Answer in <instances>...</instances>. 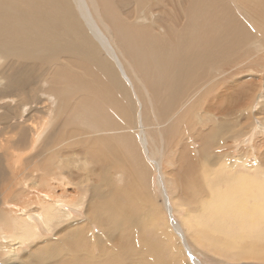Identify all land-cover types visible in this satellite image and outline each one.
Here are the masks:
<instances>
[{
    "label": "rangeland",
    "instance_id": "rangeland-1",
    "mask_svg": "<svg viewBox=\"0 0 264 264\" xmlns=\"http://www.w3.org/2000/svg\"><path fill=\"white\" fill-rule=\"evenodd\" d=\"M108 1L109 4H107ZM190 1L191 3H189ZM249 1L248 0L246 1L245 0H148V1L147 0H103L102 3V0L99 2L97 0H94L93 3L94 6H96V8H99L97 4L98 3L100 4L101 2L102 4H100V6L102 5L101 6L102 10L106 9L107 11V9H110V11L108 10V12L114 15L116 21L118 22L121 21L122 25L127 24V28L125 27L126 25L123 26L121 25L122 30L120 28L121 32L124 31L127 33L119 32L121 35L119 36V33H117L118 37L117 38L114 37V39L116 42L117 39L120 40V38L126 41V37H128L127 39L130 38L129 40H131V41L128 40L126 41L129 44H125L126 42H122V41L119 42L121 46L122 44L125 45L122 47L126 49L125 50L127 52L125 53L126 58L130 62L132 66L131 68H133V69L128 68V70L130 71V73H133V70H135L137 72L138 77L139 78L141 77L140 79L138 78V80L133 78L135 85V87L133 86V88L137 89L136 92L138 98L136 99V96L132 90L133 88L128 84H126L125 81H122V79L117 81L114 78L108 79L107 76L110 73L104 72L102 70V68L107 67L109 65L107 62V60H109V57L105 54L104 51L100 50L102 52H99L100 63L99 62L97 63L95 60L92 61L93 60L91 59L93 56L92 51L89 49V47L87 49L84 47L86 46L84 45L85 38H83L80 34L77 33L76 28L74 26V21H73L74 18L72 17V15L70 17V13H72L71 4H73L71 0L70 1L57 0L56 3L54 4L55 8L54 6L50 7L54 9L55 12L50 16H47L43 19L36 21L28 17H32V13L35 12L39 6L38 3L34 2L35 4H33L32 0H5V2H8V4L11 3L12 6H15L16 8L14 12L15 14L23 15V17L20 16V20L16 21V23L18 22V29L19 30L23 29L24 30L23 34L25 36L30 35V33L33 30L36 31L38 29H39L38 31L41 30L39 37H41L43 40L40 38L41 39L40 45L42 46L47 45L46 47L48 48L46 47L45 48L48 50L44 49L43 47V51H42V47H40L39 44L31 45L30 42V44L28 45V43L24 42L25 38H23V35L20 34L19 32L18 34L19 38H23V39H21L22 42L16 41V44H14L15 48H17L16 51L18 49L20 50L21 48H23V50L27 52L28 55L31 56L34 55L32 53L35 52V56H34L35 58L31 57L30 59L29 58L24 59L26 58V56L24 57L22 55L23 58L22 59L20 55V58L18 57L17 59H13V61H10V68L9 67L6 68V70L8 69V71L11 68H13V70L15 71L17 69H22L20 67H23L24 65L27 66L28 64H31L33 67L35 66L34 68L30 67L31 65L27 66L28 67L27 70L29 71L28 74L32 78V79L30 78L31 80L29 79V83L32 81L30 84L26 81L27 84H25V88L23 87V85H21L10 89L11 94L15 89H17V91H14V93L17 92L18 94L16 93L14 95L13 93L12 96L15 97L17 96L19 101L16 99L17 97L14 99V101H18V103L20 104L17 103L18 105L12 106L13 108L8 107L7 116L5 115L6 114L5 112L4 116L0 117V132H7L8 134H13L14 132L13 126L16 123H22L21 125L24 127V124H26L27 121L25 123V120L23 119L27 120V118H30V120L34 124L33 127L34 130H32V132L34 131L35 133L36 141L32 147V151L27 152L29 148L28 145L29 139H27L29 138V133L24 131L25 135L21 134L19 138L20 140H22V142L16 139L18 137L16 136L14 139L15 141L13 146L14 148L4 151L0 150V220L5 224L4 227L9 228L8 224L10 223L9 222L10 216L7 211L8 206H15L17 208L18 207L21 208V206H26L25 211L31 214L36 212L37 208L34 202L26 199L29 198V196H31L35 191L36 192L39 191L42 193L43 191L49 189L47 185L43 184V188H42V184L38 183V181L40 180L39 176L42 179H44L46 176L48 178L49 176L51 178H54V181L57 183L56 179L58 173L56 174V172H58V170H60L63 173L64 175L63 178L69 181L68 185H66L65 181H62L60 183L58 182V185H56V183H54L51 180L53 183L50 188V192L55 193L54 195L68 196L69 193L71 192L73 193L74 191V193L76 192L84 197V208L79 209V213H76L77 211L76 212L74 211L75 212L74 215L76 217L75 219L83 220L84 218H86L85 215L86 211L94 210L96 208L99 198L95 196L96 194H94L95 192H93L92 189H93V183L96 181V179L99 178L98 174L100 173L99 172L95 173L96 171H94L93 169L95 168L96 170L99 171L103 170L102 171L103 175L105 173V170L103 167L101 168L102 165L99 163L97 157L94 156L91 157L92 150H89V148L86 147L85 145L82 146L81 143L79 142L78 139L82 138V134L79 135L76 134L79 132H83L82 130L84 129L81 127L77 128L78 124L79 125L81 124L82 126L85 124L87 126L89 123H90L89 124L90 128L91 127L93 128L94 127L93 124L95 123H97L95 124L97 128L104 127L103 129L101 128L102 131L106 132V134H103L104 138L105 135L106 136L108 135V138L104 143L101 144V142H97L96 144L97 148L95 149L97 150L100 156L105 155L106 147L110 151V165L109 167L107 165L108 167L107 169H109L108 175L111 180V183L109 182V185H112L111 188L109 189V195H110L109 205L112 203V205L110 206L114 207V204L117 203L118 205L125 207L127 211L129 209L134 217L130 215V217L128 216L129 219L128 217H126V219L127 221L129 220L128 223H131L132 220L135 227L133 223L129 225L126 219L123 220L117 219V221H115V219L112 217L113 218L112 224L113 223L115 224L116 222H118V220L120 222H118L115 225H109V231L103 232L105 225H103L102 227L99 225L98 222H93V221L92 223L87 221L85 225L84 224L85 222H82L80 223V225L84 224L82 225L84 227H87L88 225L92 224L91 231L88 234L89 237H85L83 240H78V239L75 240L71 237L58 238L57 237L58 235L55 233V230H58L59 227L65 225V222L60 223L54 221L51 230L42 231L41 236L34 237L31 241H28L27 243L22 245L21 249L18 250L17 252L18 254L15 257L6 256L0 251V264H11V263L17 264L19 262H22L20 260H23L24 264L27 263L32 264L33 262L32 260L34 259L35 260L33 264H40L41 261H43V263L41 264H46V263L48 264H140L136 262L137 258L140 255L144 257V255L149 254L147 252L150 251L149 249L152 250L153 247H156V249L159 247L156 253L159 256V258H152L151 255H146L145 256L146 261L144 260L146 263L144 262V264H164L163 263L164 261H167L165 264H193V260L190 259L186 251L184 252L181 243L179 242V239L175 234V231L173 230L174 223L179 224L182 227V230L184 231V235L186 236L187 241L192 247L191 254L192 256L194 255L193 256L194 259L199 260L200 264H225V263L264 264V255L258 256L256 259H247V258L245 259V258H240V255L238 254L239 253L238 249L245 251L254 250V251L264 252V216L262 215L264 211L259 208L258 209L252 208L254 202L261 200L260 194L258 192L257 193L253 192L247 198L240 197V204L245 205V207H247V212H243L242 210H240V214L235 211H226L225 206L224 204H222L221 197L219 195L220 191L226 189L231 185L232 182H235L237 180V176H235V174L234 176L236 178L231 176L232 174L229 175L228 173L226 176H223L224 173L223 171L230 172L231 170L232 171L235 170L236 172L244 173L250 175L251 177H255L258 180H264V129L260 128L261 124L264 125V115L263 113L259 114L260 111L259 109L261 107H262L261 109H263L264 107L263 106L264 78L262 77L263 73L260 72L264 67V61H263L264 53L260 43L262 42L263 44L264 42L263 40L264 30L262 28L264 27V13H263L264 8L262 9L264 5L259 9L258 12H255L256 11L255 8L257 4L260 3V1L259 0L258 1L249 0ZM262 1L263 0H261V2ZM105 3L108 6H106ZM196 3L197 4L200 3V5L202 4L200 7L201 9L200 8L198 9V7L195 6L194 8L192 6V4L197 6ZM62 4L65 6H63ZM22 6H24V8H22ZM189 6L193 9L192 14L191 11H189L192 10ZM196 8L199 11L198 10L194 11ZM207 9H209V11ZM254 9H255L254 13H251L250 16L249 11L253 12ZM143 10H144V14H146L147 16L143 14L142 12ZM202 10L205 11L207 10V12H204ZM27 11H29L28 12L29 14L27 13ZM13 14L10 15L14 16ZM141 14H143V17L140 16ZM189 14L193 15L192 16L193 18ZM254 14L255 17L253 16ZM256 14H258V16ZM189 17L191 18V20L189 19ZM2 19L0 20V22L2 21ZM204 19L206 20V22L203 21ZM48 21H50L53 24L51 25ZM5 24H6V30L4 34L1 36L6 38L9 31V26L7 23ZM239 24L240 25L244 24L243 26H246L247 29L246 31L247 32L249 31L248 33L252 34L251 38H253V40L249 38L250 40L245 42V44L244 42L242 43L239 37H240V33H242L243 31V26L242 25L238 26ZM31 25L34 27H32ZM121 26L119 22V27ZM128 26L131 27L130 28L131 30L127 31L125 30V28L128 29L129 28ZM188 28L190 30H188ZM256 28H258L257 30L260 31V34L257 33L259 31H256ZM70 29L72 31L73 30L76 31V34L74 31L72 34V31ZM54 30L56 31V33ZM131 31H134L135 33ZM246 31L245 33H247ZM42 33L46 35L43 37ZM217 33L219 36L217 35ZM220 34L222 37H220ZM214 35H217V37L216 36L214 37ZM180 36L182 38H180ZM256 36H261L260 37L261 40L259 39V37ZM177 37L180 39V42ZM204 38H206V40H209V42L203 40ZM212 38L215 39V41L211 40ZM224 38L226 39L224 40ZM237 38L239 41H241L240 43H238L239 41L237 40ZM216 39L218 41H216ZM26 40H30V39H26ZM64 40L65 42H63ZM172 40L176 42H173ZM159 41L162 42L160 43ZM203 41L205 42L203 43ZM220 41L222 44L220 43ZM45 42L47 44H45ZM66 42L68 44H66ZM213 42L215 43L213 44ZM51 43H53V45ZM75 43H79L80 45L76 44V49L75 48L71 49L70 46L72 47L74 45L73 47H75ZM208 43L209 44L211 43V45L213 44L212 45L213 50L214 49L216 50L215 51L207 50V48L212 49L211 45H208ZM225 43L229 45H225ZM142 44L143 45L146 44V45L143 46ZM241 44L243 45L242 47ZM128 45L129 48L131 49L129 48L127 49ZM148 45L151 46L149 47ZM152 45L153 47L155 46L156 48L154 47L152 49ZM51 46L52 48H50ZM53 46L56 49L53 50ZM189 46H192L193 50L196 51L197 54L194 53L191 47L188 48ZM244 46L246 48H243ZM34 47L35 50H37V48L39 50L35 51ZM144 47L146 50L147 48L149 49L147 50V55ZM161 47L162 49H164V52L165 51L167 52L166 49H168V53H165L166 55L164 54L163 50H161ZM168 47H170L171 50H169ZM201 48L202 49L205 48L206 50L202 51ZM50 49L53 50L54 53L51 52ZM77 49H79V51H77ZM19 50L17 51V53H19ZM23 50L21 49V51ZM30 50H32L33 52H31ZM64 50L65 52H67L66 50H68V52L65 53ZM74 50L77 51L78 53L75 52ZM142 50L143 52L145 50L144 52L145 55L143 54L144 56L141 53ZM199 50L201 51V54ZM220 50L221 52H219ZM156 51L158 52V55L156 54ZM190 51L193 54H191ZM224 51L227 54L224 55V53H222ZM255 51L257 53H255ZM149 52H150L149 55H153L152 57H154L153 58L155 59L154 61H152L153 59L149 57L148 55ZM171 52H174V54L173 53L171 54ZM202 52L203 54L205 53L204 56L202 55ZM248 52L250 53V55L248 54ZM41 53L44 54V56H42L43 57L42 59L46 58L47 60L43 61L42 59L40 60L38 59L41 57L40 56ZM88 53H90V55ZM154 53L156 54V57L160 55L157 58L158 61ZM49 54L50 57H48ZM81 54L84 57L85 55L87 57L84 58L83 56H81ZM55 55L57 56L55 57ZM167 55H169L170 57H168ZM213 55L214 58H212ZM205 56L210 58L211 61L208 59L209 62H211L210 64L209 62L205 61L207 60V57L205 58ZM52 57H54V59H52ZM81 57L87 61L85 62L84 60H81L82 59ZM141 57L143 58L145 57V58L144 59L142 58L141 61L139 60L141 59ZM160 57L163 60L171 61V65L173 63L171 69H175V68L177 69L179 80L181 77H183L182 80L180 81V83L184 84L183 86H185L186 84H190L187 87L185 86L186 88L183 87V90L181 84V88L177 89L179 92L177 90L176 92L172 91V99L174 100L177 98V103L175 101L173 102L174 104H177L176 106H183V104H185L186 102L188 103V101H190L189 103L190 106L188 111L184 112V110L180 109L175 114L174 113L171 114V112L164 113L162 112L163 111L162 109H161L162 111L160 110V107H162V105L158 100L162 99L161 97L163 96L162 92H164V90L162 89L163 88L162 86L164 79H162L159 82V77L157 75L158 72L155 73L157 69L160 67L159 64L161 63V61H163L162 59H159ZM172 57L175 58L176 61L175 59H172ZM215 57L217 58L216 61H214V59H216ZM194 58H196L197 60L194 61L193 60ZM34 60L38 62L37 64L40 63V65L35 64ZM46 61H50V62H47L46 63L47 66H43L42 68L41 65L44 64H41V62L45 63ZM81 61H84L85 64ZM146 61L148 62L149 66ZM149 61L157 63L159 67H156L158 65L156 64L155 66V63H149ZM244 61L246 62L244 63ZM77 62L78 63L80 62V64H76ZM102 62L104 63V65ZM142 62H145V66H143L144 63ZM198 62L199 64H196ZM58 63L60 66L58 65ZM17 64L19 65L21 64V66L18 67L19 65ZM81 64L82 66H84L82 67L83 70H81L82 69ZM90 64L93 65V67L90 66ZM151 64L154 65L151 66V70L149 72L148 68L150 67ZM194 64H196V67ZM146 65L148 66V68L146 67ZM212 65L214 67H212ZM85 66H89L87 68L89 71L85 68ZM205 66L206 68H203ZM204 69L206 72H204ZM146 70L147 72H149V75L148 73H145ZM84 71H87L88 74L87 72L85 74ZM115 71H116L115 68H112L111 72H115ZM160 71L164 72L165 74H168V70H166V63L164 64L163 68ZM59 72L63 76H61ZM68 72L72 74L70 75ZM182 72L184 73L185 76L182 74ZM93 73L94 75H92ZM99 73L102 74L100 75ZM201 73L203 74V76H201L202 75ZM204 73L206 74L205 76L209 75L208 78L204 76ZM78 74L79 75L81 74L80 75L81 78L79 77ZM152 74L154 75L151 76ZM77 75L79 77L78 79L79 81L77 80ZM93 76H96L97 78L96 77L95 78L100 79L101 81L97 83ZM200 76L204 77L205 79L201 78ZM213 76L216 77L218 76V77L216 80H213L212 85L209 86L210 90L208 91L207 94L208 96L204 98V95L201 94L199 91L198 94H201L199 97L200 98L202 97L203 99H200L198 97L196 98V100L192 101V98L195 97L194 96L195 92L201 89V86L202 87L204 86L206 82L205 80L207 79L209 80V77H211L212 79ZM194 77L196 79H194ZM62 78H64V80L65 78H68V80L67 79L65 81L61 80ZM186 78L188 80L192 79V81L193 80L194 81L188 82ZM74 79H76L75 82ZM89 79L90 80L93 79L94 82H92V80L89 81ZM211 79L210 81L207 80L208 82H206V84L210 83ZM55 80L57 81L60 80V82L56 81L57 83H55ZM139 80L142 81L140 82ZM242 80L245 81L243 82ZM61 81L64 83L66 81L67 82L69 81V83L71 82L72 85L68 83V85L66 86L67 83L65 84L61 83ZM115 81L116 83L114 84ZM203 81L205 82L202 83ZM80 82L85 83V86L88 87V90L87 89L85 90L86 93L82 92L84 91L83 89H85L86 87L85 86H84L85 88L82 87L84 84L82 85ZM174 82H178V81L175 80ZM190 82H192V84ZM215 82L217 84H214ZM78 83L81 85H79ZM148 83H150L151 87ZM77 84L78 86H81L83 88L80 89V91L82 90L81 92L79 91V89H77L78 88L76 86ZM109 84L112 87L109 86ZM146 84L147 87L146 86L143 87ZM61 85L66 86L67 91H66V87L64 86H62L64 88L61 89L60 88ZM96 85L98 86V89L101 87L104 90H102L101 88L99 90L96 89V87H94ZM103 85H105L106 88ZM158 85H160L161 89L156 88ZM179 85L177 84L176 86L179 87ZM259 85L260 87H258ZM56 86H59L60 89H57L58 87L56 88ZM71 86H73L72 89L75 87L74 90L71 89ZM53 87L54 90L56 89V92L58 91V96L57 93L54 90H52ZM109 87H111V89H109ZM251 87L252 89H250ZM95 89L98 90L99 92H102L103 94L97 92ZM105 89L107 91H105ZM186 89H188L190 92ZM18 90L20 92H18ZM60 90L66 92L63 93ZM68 90L70 92L74 91L73 92L74 94L70 93V98H72L75 95L72 99H70L69 96L68 97L66 95L64 96L65 93L66 94L69 93ZM77 91L80 92V93L78 92L80 95L76 94ZM54 92L56 94H54ZM60 92H62L61 95H63V97H59ZM91 92L94 95L93 94L90 95ZM107 92H109V94L111 93L112 97L115 96L114 98H112L113 100L110 99L111 95H109L108 97ZM120 92H122V94ZM123 92L125 93V95ZM147 92L149 95L147 94ZM151 92L153 93L151 94ZM95 94H97L98 97ZM100 94L101 96H99ZM106 94L108 98L107 100L104 99L106 97ZM81 95L84 99L81 98ZM84 95L86 97H84ZM102 95H104L105 97L103 98ZM178 95L181 96L178 98ZM188 95L189 98H187ZM88 96L89 98L92 96L94 98L96 97V99L92 97L91 100L90 99L87 100ZM148 96H150V98H148ZM66 97L69 98L71 102H69V99H66ZM99 97H101L100 100ZM60 98L61 99L63 98L62 100L65 99V101L68 100L67 109L64 110V107H62L63 101L61 103ZM3 99L6 100L7 98L4 97ZM138 99L140 101L144 100L143 101L144 103L142 102L143 106L145 105L146 109L148 108L147 110H145V106H144V110L146 112L144 111L143 117L141 116L138 117V110H136L138 109L137 106ZM92 100H96V106L93 105L95 104V101H93L94 102L93 103ZM108 100L109 102L111 101V104H109ZM55 101H57V104L55 103ZM98 101L99 102L101 101L100 102L101 104L99 103L97 107ZM103 101L106 103H104ZM114 101L115 102L118 101L117 104ZM59 102L60 104H58ZM89 102L92 103L89 104ZM112 102H114V104ZM247 102L249 103L251 102L249 106L248 105L246 106V104H249ZM150 103L154 106L153 109ZM54 105H57L56 107L57 109L54 108ZM85 105L87 107H90V109L85 108L86 107ZM243 105L247 107V109L246 107H243V109L246 110L242 109ZM78 106H81V108L84 109H80V107ZM73 107L75 111H73L72 109ZM91 107L94 108L92 109ZM99 107L101 110L98 109ZM69 108L72 114L69 112ZM87 109L89 111H87ZM91 109L93 110V112H91L92 111ZM246 111L251 112L252 115V118L249 120V122H247V119L245 118V115L247 113ZM256 111L258 114H255ZM99 112L102 114H99ZM50 113L51 115H49ZM52 113L54 114L52 115ZM66 113L69 116L70 115L74 116L73 113H75V115L77 114L78 117L76 116V118H79L78 120L80 121L74 118L75 116L69 117V118L72 117V119H74L73 122L75 123L76 127L73 125L70 127L69 125L68 126L65 125L66 124L65 122L69 120ZM81 113L86 114L84 116L82 114V118L85 116L89 117V118L85 117L86 121L90 119V116L91 117L93 116L92 117L93 119L91 118L92 122H89L91 119L88 121L89 123L86 121L84 122L85 118H83L84 120L80 118ZM94 114L100 116L97 117ZM57 115L60 116L58 117ZM94 116L97 117L95 118V121H94ZM100 117H102V119H100ZM60 119L62 121H60ZM64 119L67 120L65 121ZM102 120L105 121L104 123L106 124L102 123L103 124L102 125L101 124ZM141 120L145 125V134L149 141L151 156L155 159H159L162 163L161 174H159L156 171V167L154 163L146 158L144 152H141L143 151L139 142ZM42 121H44V123ZM77 121L80 123H78ZM254 122L256 125L257 123H260L257 129L256 128L254 129V127H256ZM58 123L59 125H57ZM91 124L93 126H91ZM156 124L163 126L161 129L159 128V130L157 129L156 131V128L154 126ZM166 125L168 126V129H166ZM176 125H179V127L177 129H173ZM64 126H66L67 129L64 128ZM89 126H87L86 129H88ZM40 127H42L41 131H40ZM61 127L63 128L61 129ZM71 127L75 129L72 130ZM17 130H20V126L19 129ZM74 130L78 132H75ZM248 131H250V133H247ZM53 132L55 134H53ZM46 133H48V135ZM45 135H47V138H45L46 137ZM71 136L72 138H70ZM41 138H43V140ZM75 140L76 141L78 140V142L73 143V141ZM39 141H41L40 142L41 144L39 143ZM69 142L70 143L72 142L71 144L73 145L69 144L68 146L67 143ZM43 143L45 144L44 146H42ZM37 145L39 146V148ZM102 145L105 148L102 147ZM47 147L49 148V150ZM73 151L76 152L74 153ZM18 152L25 154L21 160L22 162L21 170L25 169L24 179L22 181L17 180L15 168L13 167L12 163L10 165V161H9V159H12V155ZM77 152L80 153V155H78L79 157L77 156L78 158L76 157ZM32 153L35 156L34 158H32ZM94 153L96 155V151ZM71 155L73 157L69 158V156ZM31 161L32 163L29 167L27 164H29V162ZM228 162L229 164H227ZM230 163H232V166L235 167L233 168ZM223 164H225L226 166L221 167ZM59 165L60 166L63 165V166L58 167ZM40 167H43L44 169ZM65 168H67L68 171ZM220 168H222V172L220 171L221 170ZM226 168H229L230 170ZM92 170L94 171V173L92 172ZM79 177H81L82 179ZM70 178L73 180H77L78 184L73 183L70 180ZM230 180H232V182ZM213 181L216 182L215 186H212L210 184ZM42 182L43 181H41V183ZM97 189L107 190L105 181L98 182ZM36 192L34 194H36ZM164 193H166L165 194L167 195L166 197ZM167 205L170 207L169 209H171V212L168 210ZM111 207H109V209ZM111 210H113V208L110 209V212ZM106 217L107 216L105 215V219ZM135 217H136L135 220L136 222L133 220ZM1 221H0V225L2 227ZM121 224H125V226ZM210 228L214 229V232H211L209 230ZM138 229L139 231H137ZM138 234L139 237L142 238L140 239L143 240V244L147 245V248L150 247L149 249H147L146 247L145 248L141 247L142 249H140L139 246L140 244L138 243V239H137ZM240 234L242 235V237L238 238ZM120 241H122L123 243H120ZM124 243L130 247L127 248L128 250L131 249V252L128 254H126L125 251L120 248V245L125 246ZM135 248L140 249L138 250L139 252H136Z\"/></svg>",
    "mask_w": 264,
    "mask_h": 264
},
{
    "label": "bare ground",
    "instance_id": "bare-ground-1",
    "mask_svg": "<svg viewBox=\"0 0 264 264\" xmlns=\"http://www.w3.org/2000/svg\"><path fill=\"white\" fill-rule=\"evenodd\" d=\"M57 1V0H56ZM56 1H54V0H32V2H33V4H35L34 2H36V3H38V8L36 9V11L35 12H33L32 13V17H28V18H30V19H32V20H40V19H43V18H45V17H47V16H50L51 14H53L54 12H55V10L54 9H52V8H50V7H52V6H54V4L56 3ZM70 1V0H69ZM72 1V3L74 4H71V2H70V4H71V10H72V13H70V17H71V15H72V17L74 18V26H75V28H76V31H77V33L78 34H80L83 38H85L84 40V45H86V46H84L86 49L89 47V49L92 51V54H93V56H92V58H91V56H90V58L91 59H93L92 61H96L97 63L99 62L100 63V61H99V52H102V51H104L105 52V54L109 57V60H107V62H108V66L107 67H104V68H102V70L104 71V72H109L110 74L107 76L108 77V79L110 78V79H115V80H121L122 79V81H125L126 82V84H128L129 86H131L132 88H133V86L135 87V85H134V81H133V78H135V79H137L138 80V75H137V72L135 71V70H133V73H130V71L128 70V68H130V69H133V68H131L132 66H131V64H130V62L127 60V58H126V54L125 53H127L125 50L126 49H124L122 46H125L124 44H122V46H121V44H120V42L119 41H122V42H126L127 40L128 41H131V40H129V39H127L128 37H126V41L124 40H122L120 37V40H118L117 39V42L115 41V39H114V37H118L117 36V33H119V32H121V30H122V26L123 25H126L125 27L127 28V24H121V21H119L120 22V26L121 27H119V22L118 21H116L115 19V17H114V15H112V14H110L109 12H108V10L110 11V9H107V11H106V9L105 10H102L101 9V6H100V4H102L103 3V0H102V3L100 2V4L98 3L97 5H98V7L99 8H96V6H94V0L93 1H91V0H71ZM98 2L99 1H101V0H97ZM148 1V0H147ZM246 1V0H245ZM249 1V0H248ZM258 1V0H257ZM260 1V3H258L257 4V6H256V11H255V9L253 10V12L251 11H249V14H250V16H251V13H254V11L255 12H258L259 11V9L264 5V0L261 2V0H259ZM249 2H251V1H249ZM58 3V2H57ZM66 3V2H65ZM68 3V2H67ZM136 3V2H135ZM155 3V2H154ZM189 3H191V1L189 2ZM226 3V2H225ZM228 3H229V1H228ZM63 4H64V2H63ZM62 4V5H63ZM106 4V3H105ZM107 4H109V1H108V3ZM106 4V6H108ZM194 4H195V2H194ZM194 4H192V6L194 7H198V9L201 7V5H200V3L199 4H197V6L196 5H194ZM221 4V3H220ZM198 5H200V6H198ZM243 5V4H242ZM247 5V4H246ZM63 6H65V5H63ZM203 6H204V4H203ZM203 6H202V8H203ZM248 6V5H247ZM32 7V6H31ZM105 7V6H104ZM136 7V6H135ZM190 7V6H189ZM194 7V8H195ZM249 7V6H248ZM252 7H254V6H252ZM22 8H24V6H22ZM54 8H55V6H54ZM108 8V7H107ZM187 8V7H186ZM191 8V7H190ZM208 8V7H207ZM213 8V7H212ZM264 7H262V9H263ZM142 9V8H141ZM182 9V8H181ZM188 9V8H187ZM192 9V8H191ZM197 8L194 10V11H196V10H198ZM201 9V8H200ZM248 9V8H247ZM15 10H16V8H15V6H12L11 5V3L10 4H8V2H5V0H3V1H0V20L2 19V21L0 22L1 24H0V117H2V116H4V113L6 112V116H7V111H8V107H12V106H16V105H18V104H20V103H18V97L16 98L15 96H12V94L14 93V91H17V89H15L13 92H12V94L10 93L11 91H10V89H12V88H14V87H16V86H21V85H23V87L25 88V84H27V82L29 83V79L31 78L30 77V75L28 74V65L30 66L31 64H28L27 66H23V67H20L21 66V64L19 65V64H17V65H19L18 67H20V68H22V69H17V70H13V68H11L9 71H8V69L6 70V68L7 67H9L10 68V61H13V59H17L18 57L20 58V55H21V58H22V55L25 57L26 56V58H24V59H27V58H31V57H34L35 56V52L34 53H32V54H34V55H28V53L27 52H25L24 50H23V48H21L23 51H21V49L19 50V53H17V51H16V49L17 48H15V46H14V44H16V41H20V42H22V40L21 39H23V38H25V41L24 42H26V43H28V45L30 44V42H31V45H37V44H39L40 45V40L42 39L41 37H39L40 36V31H36V30H33L32 31V29H31V33H30V35H28V36H25L23 33H24V30L22 29V30H19L18 29V22L16 23V21L17 20H20V16H22L23 17V15H19V14H15L14 12H15ZM57 10V9H56ZM208 11H209V9H207ZM207 10L205 11V10H202V11H204V12H207ZM34 11V10H33ZM141 11V10H140ZM156 11V10H155ZM189 11H191V14L193 13L192 11H193V9L192 10H189ZM199 11V10H198ZM247 11V10H246ZM263 11V10H262ZM26 12V11H25ZM29 11H27V13H28ZM143 12V14H144V10L142 11ZM170 12V11H169ZM185 12H186V10H185ZM14 13V14H13ZM31 13V12H30ZM62 13V12H61ZM153 13V12H152ZM195 13V12H194ZM264 13V12H263ZM10 14H13L14 16H12V15H10ZM29 14V13H28ZM143 14H141L140 16L141 17H143ZM160 14V13H159ZM209 14V13H208ZM248 14V15H249ZM25 15V14H24ZM27 15V14H26ZM62 15V14H61ZM67 15V14H66ZM145 16H147L146 14H144ZM190 15V14H189ZM195 15V14H194ZM257 16H258V14H256ZM57 16V15H56ZM63 16V15H62ZM135 16H136V14H135ZM191 17L193 16V15H190ZM254 17H255V14L253 15ZM61 17V16H60ZM152 17V16H151ZM158 17V16H157ZM204 17V16H203ZM260 17V16H259ZM263 17V16H262ZM24 18H25V16H24ZM55 18H57V17H55ZM137 18V17H136ZM139 18V17H138ZM193 18V17H192ZM29 19V20H30ZM62 19V18H61ZM68 19V18H67ZM119 19V18H118ZM157 19V18H156ZM189 19L191 20V18L189 17ZM66 21V20H65ZM154 21V20H153ZM203 21H205L206 22V20L204 19ZM20 22V21H19ZM38 22H40V21H38ZM42 22H43V20H42ZM51 25L53 24V23H51L50 21H48ZM70 22V21H69ZM235 22V21H234ZM242 22V21H241ZM5 23H7L8 24V26H9V31H8V34H7V36H6V38L5 37H2L1 35H3L4 34V32H5V30H6V24ZM154 23V22H153ZM192 23V22H191ZM194 23V22H193ZM28 24H29V22H28ZM55 24V23H54ZM62 24V23H61ZM155 24V23H154ZM58 25V24H57ZM167 25V24H166ZM242 25V24H241ZM240 24L238 25V26H241ZM244 25V24H243ZM242 25V26H243ZM32 26V25H31ZM60 26V25H59ZM71 26H72V24H71ZM190 26V25H189ZM235 26V25H234ZM233 26V27H234ZM238 26H237V28H238ZM251 26V25H250ZM32 27H34V26H32ZM41 27V26H40ZM51 27H53V26H51ZM54 27H55V25H54ZM57 27V26H56ZM64 27V26H63ZM124 27V28H125ZM129 28L128 29H126L125 28V30H131L130 28V26H128ZM236 27V26H235ZM261 27V26H260ZM39 28V27H38ZM61 28V27H60ZM65 28H67V27H65ZM120 28H121V30H120ZM123 28V29H124ZM158 28V27H157ZM161 28V27H160ZM242 28V27H241ZM240 28V29H241ZM263 28V30H264V27H262ZM69 29V28H68ZM231 29V28H230ZM258 28H256V31H259V30H257ZM71 30V29H70ZM188 30H190L189 28H188ZM247 30L246 29V26H243V31H242V33H240V40L242 41V43L244 42V44H245V42H247L248 40H250L249 38H251L252 37V34L251 33H248L247 31V33H245V31ZM262 30V29H261ZM30 31V30H29ZM55 31V30H54ZM72 31V30H71ZM74 31V30H73ZM73 31H72V34H73ZM76 31H74L75 32V34H76ZM135 31V30H134ZM134 31H131V32H134ZM169 31V30H168ZM172 31V30H171ZM19 32H20V34H22L23 35V38H19V36H18V34H19ZM28 32V31H27ZM26 32V33H27ZM58 32V31H57ZM124 32V31H123ZM123 32H121V33H123ZM170 32V31H169ZM222 32V31H221ZM262 32V31H261ZM25 33V34H26ZM55 33H56V31H55ZM124 33H127V32H124ZM135 33V32H134ZM158 33V32H157ZM180 33V32H179ZM219 33V32H218ZM218 33H217V35H218ZM231 33V32H230ZM239 33V32H238ZM257 33H259L260 34V31L259 32H257ZM264 33V32H263ZM28 34V33H27ZM63 34V33H62ZM140 34V33H139ZM142 34V33H141ZM189 34V33H188ZM46 35V34H45ZM43 33H42V36L44 37L45 36ZM50 35V34H49ZM57 35H59V34H57ZM64 35V34H63ZM68 35H69V33H68ZM68 35H67V37H68ZM121 34L119 33V36H120ZM135 35V34H134ZM190 35V34H189ZM217 35H214V37L216 36L217 37ZM231 35V34H230ZM239 35V34H238ZM255 35V34H254ZM253 35V36H254ZM18 36V37H17ZM74 36V35H73ZM78 36V35H77ZM125 36H128V35H125ZM136 36V35H135ZM168 36V35H167ZM179 36V35H178ZM191 36V35H190ZM219 36V35H218ZM227 36V35H226ZM62 37H64V36H62ZM70 37V36H69ZM130 37V36H129ZM184 37V36H183ZM220 37H222L221 36V34H220ZM225 37V36H224ZM256 37H259V39H260V37L261 36H256ZM41 38V39H40ZM58 38V37H57ZM66 38V37H65ZM64 38V39H65ZM75 38H77V37H75ZM178 38V37H177ZM176 38V39H177ZM180 38H182L181 36H180ZM185 38V37H184ZM209 38H211V37H209ZM219 38V37H218ZM262 38H263V36H262ZM26 39H30V40H26ZM60 39V38H59ZM82 39V38H81ZM81 39H79V40H81ZM175 39V40H176ZM179 39V38H178ZM221 39V38H220ZM226 38H224V40H225ZM252 40H253V38H251ZM255 39V38H254ZM43 40V39H42ZM159 40H161V39H159ZM163 40V39H162ZM185 40H188V39H185ZM185 40H183V41H185ZM203 40H205L206 42L208 41L209 42V40H206V38H204ZM211 40H214L215 41V39H211ZM222 40V39H221ZM230 40V39H229ZM237 40H238V38H237ZM257 40V39H256ZM261 40V39H260ZM263 40H264V38H263ZM62 41V40H61ZM165 41V40H164ZM173 41V40H172ZM205 41H203V43L205 42ZM216 41H218L217 39H216ZM239 41V40H238ZM241 41H239L238 43H240ZM259 41V40H258ZM57 42V41H56ZM63 42H65V40L63 41ZM77 42V41H76ZM154 42V41H153ZM160 42V41H159ZM162 42V41H161ZM160 42V43H161ZM173 42H176V41H173ZM179 42H180V39H179ZM225 42V41H224ZM231 42H232V40H231ZM44 43V42H43ZM81 43H82V41H81ZM181 43H182V40H181ZM185 43V42H184ZM203 43H202V45H203ZM215 42H213V44H214ZM220 43H221V41H220ZM228 43V42H227ZM261 43V47H262V49H263V53H264V42H263V44H262V42H260ZM45 44H47L46 42H45ZM44 44V45H45ZM52 45H53V43H51ZM66 44H68L67 42H66ZM76 44H79V43H75V47H71L70 46V48L71 49H73V48H75L76 49ZM125 44H129V43H125ZM157 44V43H156ZM166 44V43H165ZM177 44V43H176ZM179 44V43H178ZM188 44V43H187ZM186 44V45H187ZM207 44V43H206ZM205 44V45H206ZM212 44V45H213ZM222 44V43H221ZM224 44V43H223ZM232 44V43H231ZM247 44V43H246ZM248 44H251V43H248ZM26 45V44H25ZM30 45V46H31ZM59 45V44H58ZM80 45V44H79ZM78 45V46H79ZM83 45V44H82ZM143 45V44H142ZM141 45V46H142ZM146 44H144L143 46H145ZM162 45V44H161ZM174 45V44H173ZM180 45V44H179ZM190 45V44H189ZM205 45H204V47H205ZM208 45H211V43L209 44L208 43ZM207 45V46H208ZM212 45H211V47H212ZM225 45H229V44H226L225 43ZM233 45V44H232ZM239 45V44H238ZM22 46V45H21ZM47 46V45H46ZM46 46H42V45H40V47H42V51H43V47H44V49H46V48H48V47H46ZM49 46H50V44H49ZM62 46V45H61ZM66 46V45H65ZM64 46V47H65ZM149 46V45H148ZM151 46V45H150ZM149 46V47H150ZM163 46V45H162ZM217 46H218V44H217ZM216 46V47H217ZM220 46V45H219ZM221 46H223V45H221ZM231 46V45H230ZM243 45L241 44V47H242ZM16 47H18V46H16ZM46 47V48H45ZM56 47V46H55ZM81 47V46H80ZM131 47V46H130ZM155 47V46H154ZM153 47V45H152V49L154 48ZM177 47V46H176ZM192 48V46H189L188 48ZM246 47H247V45H246ZM245 46L243 47V48H246ZM251 47V46H250ZM24 48H25V46H24ZM50 48H52V46L50 47ZM129 48V45H128V47H127V49ZM147 48V47H146ZM156 48V47H155ZM169 48V50H171L170 49V47H168ZM181 48V47H180ZM202 48H203V46H202ZM201 48V49H202ZM215 48V47H214ZM222 48V47H221ZM224 48V47H223ZM233 48V47H232ZM232 48H231V50H232ZM26 49H27V47H26ZM25 49V50H26ZM54 49H56V48H54V46H53V50ZM59 49V48H58ZM57 49V50H58ZM64 49V48H63ZM62 49V50H63ZM65 49H67V48H65ZM84 49V48H83ZM86 49H85V51H86ZM129 49H131V48H129ZM144 49H145V47H144ZM151 49V48H150ZM165 49H166V47H165ZM182 49V48H181ZM242 49V48H241ZM33 50V49H32ZM32 50H30L31 52H33ZM34 50H35V47H34ZM39 49L37 48V50H35V51H38ZM46 50H48V49H46ZM53 50H51L50 49V51L51 52H53ZM80 50H82V49H80ZM100 50H102V51H100ZM140 50H141V47H140ZM146 50V49H145ZM145 50H144V52H145ZM147 50H149L148 48H147ZM147 50H146V55H147ZM156 50V49H155ZM161 50H163V52H164V49H162V47H161ZM167 50V52L165 51L164 52V54L165 53H168V49H166ZM191 50V49H190ZM192 50H193V48H192ZM206 49L204 48V49H202V51H205ZM207 50H213V47H212V49H208L207 48ZM216 49H214L213 51H215ZM222 50V49H221ZM221 50L219 51V52H221ZM229 50H230V48H229ZM28 51V50H27ZM67 52H68V50H66ZM70 51H72V50H70ZM75 51V50H74ZM77 51H79V49H77ZM77 51H75V52H77ZM125 51V52H124ZM173 51V50H172ZM188 51V50H187ZM194 51V50H193ZM200 51V50H199ZM217 51H218V49H217ZM226 51V50H225ZM225 51L224 52H222V53H224V55L225 54H227V53H225ZM29 52V51H28ZM64 52H65V50H64ZM67 52H65V53H67ZM84 52V51H83ZM130 52V51H129ZM144 52H143V50H142V55L144 54ZM152 52H153V50H152ZM152 52H151V54H152ZM162 52V53H163ZM181 52V51H180ZM186 52V51H185ZM208 52V51H207ZM211 52V51H210ZM219 52H218V55H219ZM227 52V51H226ZM262 52V51H261ZM54 53V52H53ZM56 53V52H55ZM63 53V52H62ZM78 53V52H77ZM87 53V52H86ZM91 53V52H90ZM90 53H88L89 55H90ZM131 53H133V52H131ZM137 53V52H136ZM160 53V52H159ZM174 54V52H171V54ZM183 53V52H182ZM190 53H191V51H190ZM194 53H196L197 54V52L196 51H194ZM199 53V52H198ZM212 53V52H211ZM215 53V52H214ZM232 53V52H231ZM255 53H257L256 51H255ZM18 54V55H17ZM29 54H31V53H29ZM43 53H41L40 54V58H38L39 60L40 59H42L43 57L42 56H44V54L42 55ZM59 54V53H58ZM57 54V55H58ZM80 54V53H79ZM83 54V53H82ZM81 54V56H83ZM85 54V53H84ZM150 54V52L148 53V55ZM155 54V53H154ZM156 54L158 55V52L156 51ZM156 54H155V57H156ZM191 54H193V53H191ZM190 54V55H191ZM200 54H201V51H200ZM200 54H199V56H200ZM248 54L250 55V53L248 52ZM57 55H55V57L57 56ZM88 55V56H89ZM145 55V54H144ZM143 55V56H144ZM163 55V54H162ZM162 55H161V57H162ZM166 55V54H165ZM202 55L204 56L205 55V53L203 54V52H202ZM215 55V54H214ZM214 55L212 56V58H214ZM216 55H217V53H216ZM230 55V54H229ZM257 55V54H256ZM264 55V54H263ZM36 56H37V54H36ZM46 56H48V55H46ZM63 56V55H62ZM140 56V55H139ZM138 56V57H139ZM153 55H149V57H151L152 59L154 58V57H152ZM160 56V55H159ZM158 56V57H159ZM168 57H170L169 55H167ZM172 56V55H171ZM192 56V55H191ZM194 56H196V55H194ZM232 56H234V55H232ZM48 57H50V54H49V56ZM80 57V56H79ZM84 57V56H83ZM85 57H87L86 55H85ZM84 57V58H85ZM148 57V56H147ZM148 57V58H149ZM158 57H156V59L158 58ZM159 58V59H162V58ZM175 57V56H174ZM207 56H205V58H206ZM210 57H211V55H210ZM237 57V56H236ZM254 57V56H253ZM35 58V57H34ZM82 58V57H81ZM142 58L143 57H141V59H139V60H141L142 61ZM145 58V57H144ZM143 58V59H144ZM147 58V59H148ZM176 58H178V57H176ZM191 58V57H190ZM204 58V57H203ZM216 58V57H215ZM219 58H220V56H219ZM224 58H226V57H224ZM246 58V57H245ZM255 58V57H254ZM23 59V58H22ZM38 59H35V60H38ZM52 59H54V57H52ZM52 59H50V60H52ZM86 59H88V58H86ZM146 59V60H147ZM168 59V58H167ZM170 59V58H169ZM172 59H175V58H173L172 57ZM180 59V58H179ZM210 60V58H208L207 57V60H205L206 62H209V60ZM32 60V59H31ZM34 60V61H35ZM43 61H45V60H47L46 58H44V59H42ZM41 60V61H42ZM48 60H49V58H48ZM56 60V59H55ZM54 60V61H55ZM58 60V59H57ZM81 60H84L85 62L87 61V60H85V59H81ZM88 60H90V59H88ZM102 60H103V58H102ZM105 60V59H104ZM150 60V59H149ZM155 59H153L152 61H154ZM163 60V59H162ZM194 61L195 60H197L196 58H194L193 59ZM217 60V58L216 59H214V61H216ZM33 61V60H32ZM31 61V62H32ZM84 61H81V62H83L84 64H85V62ZM148 61V60H147ZM146 61V62H147ZM157 61H158V59H157ZM175 61H176V59H175ZM181 61V60H180ZM184 61H185V59H184ZM211 61V60H210ZM213 61V62H214ZM264 61V60H263ZM21 62V61H20ZM47 62H50V61H46L45 63H42L41 62V64H44V65H41V67L43 68V66H47ZM106 62V63H107ZM159 62H160V60H159ZM158 62V63H159ZM182 62H183V60H182ZM197 62V61H196ZM203 62V61H202ZM219 62H220V60H219ZM246 61H244V63H245ZM24 63V62H23ZM33 63V62H32ZM38 62H36L35 61V64H37ZM51 63H52V61H51ZM50 63V64H51ZM56 63H57V61H56ZM73 63H74V61H73ZM89 63H91V62H89ZM103 63V62H102ZM142 63H144V65L143 66H145V62H142ZM149 63H155V62H150L149 61ZM166 63V70H168V74H165L164 72H162V71H160L162 68H163V66H164V64ZM211 62H209V64H210ZM27 64V63H26ZM76 64H80V62L78 63H76ZM86 64H88V63H86ZM147 64H148V62H147ZM156 64L157 63H155V66H156ZM183 64V63H182ZM196 64H199V62L198 63H196ZM196 64H194L195 65V67H196ZM202 64H204V63H202ZM247 64V63H246ZM259 64V63H258ZM37 65H40V63L39 64H37ZM58 65H59V63H58ZM95 65H98V64H95ZM103 65H104V63H103ZM152 65H154V64H151L150 65V67L148 68V66H149V64H148V66L146 65V67L149 69V72H150V70H151V66ZM158 65V64H157ZM159 65H160V67H159ZM158 66H156V67H159L158 69H157V71L155 72V73H157L158 72V77H159V82L162 80V79H164V82H163V90H164V92H162L163 93V96L161 97L162 99H160V100H158L160 103H161V105H162V107H160V110L162 111V112H164V113H167V112H171V114H175L178 110H180V109H182V110H184V112L185 111H188L189 110V106H190V101H188V103L186 102L185 104H183V106H176L177 104H174L173 102L175 101L176 103H177V98L176 99H172V91L173 92H176V90L177 89H179V88H181V84L182 83H180V81L182 80V78L183 77H181L180 78V80H179V77H178V74H177V69L175 68V69H171V67H172V65H173V63H172V65H171V61H167V60H163V61H161V63L159 64ZM185 65V64H184ZM183 65V66H184ZM187 65V64H186ZM248 65V64H247ZM253 65V64H252ZM12 66V65H11ZM60 66V65H59ZM78 66V65H77ZM80 66V65H79ZM90 66H92L93 67V65H91L90 64ZM154 66V67H155ZM207 66V65H206ZM206 66L205 67H203V68H206ZM16 67V66H15ZM30 67H32V68H34L32 65L30 66ZM40 67V68H41ZM82 67H84V66H82V64H81V68ZM89 66H85V68L87 69ZM103 67V66H102ZM185 67V66H184ZM212 67H214L213 65H212ZM263 67V66H262ZM32 68H30V69H32ZM39 68V69H40ZM73 68V67H72ZM84 68V69H85ZM98 68V67H97ZM112 68H115V72H111V70H112ZM138 68V67H137ZM146 68V69H147ZM36 69V68H35ZM38 69V70H39ZM59 69V68H58ZM61 69V68H60ZM75 69H76V67H75ZM90 69V68H89ZM142 69V68H141ZM187 69V68H186ZM197 69H198V67H197ZM37 70V71H38ZM64 70V69H63ZM81 70H83V68L81 69ZM88 70V69H87ZM92 70H93V68H92ZM95 70V69H94ZM101 70V69H100ZM36 71V72H37ZM89 71V70H88ZM199 71V70H198ZM203 71V70H202ZM219 71V70H218ZM30 72H32V71H30ZM64 72H66V71H64ZM85 72V74H86V72L87 71H84ZM83 72V73H84ZM91 72V71H90ZM95 72V71H94ZM97 72V71H96ZM145 72V71H144ZM149 72H147V70H146V72L145 73H148V75H149ZM193 72H196V71H193ZM204 72H206L205 71V69H204ZM258 72V71H257ZM261 73H263V78H264V67L262 68V70L260 71ZM60 73V72H59ZM59 73H57V74H59ZM63 73V72H62ZM69 73V72H68ZM140 73V72H139ZM151 73H153V72H151ZM150 73V74H151ZM35 74V73H34ZM61 74V73H60ZM70 75L72 74V73H69ZM68 74V75H69ZM82 74V73H81ZM80 74V75H81ZM85 74H84V76H85ZM87 74H88V72H87ZM100 74V73H99ZM102 74V73H101ZM100 74V75H101ZM104 74V73H103ZM132 74V75H131ZM182 74L184 75V73L182 72ZM193 74H195V73H193ZM202 74V73H201ZM207 74H208V72H207ZM69 75V76H70ZM79 75V74H78ZM78 75H77V80L79 79V77H80V75H79V77H78ZM91 75V74H90ZM90 75H88V76H90ZM92 75H94V73L92 74ZM105 75V74H104ZM103 75V76H104ZM141 75V74H140ZM154 74H152L151 76H153ZM156 75V76H157ZM206 74L204 73V76H205ZM217 75V74H216ZM221 75V74H220ZM262 75V74H261ZM61 76H63L62 74H61ZM83 76V75H82ZM143 76V75H142ZM185 76V75H184ZM201 76H203V74L201 75ZM200 76V77H201ZM208 76L209 75H207V76H205V77H207L208 78ZM67 77V76H66ZM76 77V76H75ZM94 78L96 77V76H93ZM92 77V78H93ZM218 77V76H217ZM217 77L216 76H213V78L211 79V77H209V80L208 81H210V79H211V82L210 83H207L206 84V82H208L207 80H205V81H203L202 83H204L205 82V84H204V86L202 87L201 86V89H199V90H197L196 92H195V94H194V96L195 97H193L192 98V101H194V100H196V98H198L201 94H203L204 95V98L206 97V96H208L207 94H208V91L210 90L209 88V86L210 85H212V81L213 80H216L217 79ZM81 78V77H80ZM88 78V77H87ZM87 78H86V80H87ZM97 78V77H96ZM95 78V80H96V82L97 83H99L101 80L100 79H96ZM141 78V77H140ZM139 78V79H140ZM185 78V77H184ZM189 78V77H188ZM201 78H204V77H201ZM32 79V78H31ZM30 79V80H31ZM57 79H60V78H57ZM68 80V78H65V80ZM194 79H196L195 77H194ZM205 79V78H204ZM253 79V78H252ZM61 80H64V78H62ZM64 80V81H65ZM92 80V82H94L93 81V79H91ZM90 79H89V81H91ZM175 80H177L178 82H174ZM186 80H188L187 78H186ZM259 80V79H258ZM27 81V82H26ZM57 80H55V83H57V82H60V80H58L57 82H56ZM72 81V80H71ZM76 81V79H74V82ZM79 81V80H78ZM82 81H83V79H82ZM85 81V80H84ZM140 81V80H139ZM142 81V80H141ZM140 81V82H141ZM148 81V80H147ZM189 81H192V79L191 80H188V82ZM194 81V80H193ZM192 81V82H193ZM196 81V80H195ZM243 81V80H242ZM245 81V80H244ZM243 81V82H244ZM262 81V80H261ZM264 81V80H263ZM32 82V81H31ZM30 82V83H31ZM125 82H123V83H125ZM187 82V81H186ZM192 82H190L191 84H192ZM250 82V81H249ZM260 82V81H259ZM29 83V84H30ZM61 83H64V82H62L61 81ZM65 83H67L66 84V86L68 85V83H69V81L67 82H65ZM64 83V84H65ZM81 83V82H80ZM116 83V81L114 82V84ZM147 83V82H146ZM179 83H180V85H179ZM195 83V82H194ZM54 84V83H53ZM52 84V85H53ZM69 84H71V82L69 83ZM74 84V83H73ZM79 84V83H78ZM78 84L76 85L78 88L77 89H79V91H80V89L82 88V87H84L85 86V83H81L83 86L81 87V86H78ZM81 84H79V85H81ZM89 84V83H88ZM94 84V83H93ZM101 84V83H100ZM111 84V83H110ZM109 84V86H111ZM118 84H120V83H118ZM118 84H117V86H118ZM125 84V85H126ZM142 84V83H141ZM144 84V83H143ZM149 85H150V83H148ZM151 84H153V83H151ZM179 85V87L178 86H176V85ZM214 84H217L216 82L214 83ZM242 84V83H241ZM55 85V84H54ZM72 85V84H71ZM184 84H182V90H183V87H187L188 85H190V84H186L185 86H183ZM194 85V84H193ZM255 85V84H254ZM62 86H64V85H61V89L62 88H64V87H66V86H64V87H62ZM75 86V85H74ZM98 86H99V84H98ZM98 86L96 85V86H94V87H96V89H98ZM103 86H105V85H103ZM108 86V85H107ZM124 86V85H123ZM147 87V84L146 85H144L143 87ZM153 86V85H152ZM156 86V85H155ZM192 86V85H191ZM253 86V85H252ZM256 86V85H255ZM261 86H263V85H261ZM55 87V86H54ZM54 87H53V89L52 90H54ZM58 87V88H57ZM72 87L73 86H71V89H72ZM86 87V86H85ZM84 87V88H85ZM112 87V86H111ZM111 87H109V89H111ZM120 87V86H119ZM150 87H151V85H150ZM154 87V86H153ZM175 87H178V88H175ZM185 87V88H186ZM258 87H260V85L258 86ZM23 88V89H24ZM27 88H28V86H27ZM56 88L57 89H60L59 88V86H56ZM75 88V87H74ZM74 88L72 89V90H74ZM91 88H92V85H91ZM101 88V87H100ZM99 88V89H100ZM105 88H106V86H105ZM155 88V87H154ZM154 88H151V89H154ZM156 88H158V89H161V87H160V85H158ZM200 88V87H199ZM247 88V87H246ZM76 89V90H77ZM83 89V88H82ZM88 90V87H86L85 89H83L84 91H82V92H84V93H86L85 92V90ZM95 89V90H96ZM98 89V90H99ZM102 89V88H101ZM108 89V90H109ZM113 89V88H112ZM121 89H122V86H121ZM129 89V88H128ZM148 89V88H147ZM151 89H150V91H151ZM229 89V88H228ZM250 89H252V87L250 88ZM256 89V88H255ZM254 89V90H255ZM71 90V91H72ZM98 90H96L97 92H99ZM102 90H104V89H102ZM114 90V89H113ZM116 90V89H115ZM119 90V89H118ZM133 90V92H134V94H135V96H136V99L138 98L137 97V92H136V90L137 89H135V88H133L132 89ZM146 90V89H145ZM186 90H188V89H186ZM185 90V91H186ZM248 90V89H247ZM27 91V90H26ZM51 91V90H50ZM55 92H56V89L54 90ZM60 91H62V90H60ZM66 91H67V87H66ZM66 91H64V92H66ZM79 91H77V93L76 94H78V95H80L79 93L81 92H79ZM89 91H90V89H89ZM94 91V90H93ZM105 91H107L106 89H105ZM104 91V92H105ZM120 91V90H119ZM178 91V90H177ZM181 91V90H180ZM189 91V90H188ZM199 91H200V93L201 94H198L199 93ZM18 92H20L19 90H18ZM54 92V94H56L57 93V96H58V91L55 93ZM63 92V91H62ZM62 92H60L59 94V97H63V95H61L62 94ZM63 92V93H64ZM68 92L69 93H65L64 94V96L66 95L67 97L69 96V98H70V93L72 94L74 91H72V92H70L69 90H68ZM79 92V93H78ZM95 92V91H94ZM117 92V91H116ZM179 92V91H178ZM190 92V91H189ZM231 92V91H230ZM17 93V92H16ZM16 93H14V95L16 94ZM99 93H101V94H103L102 92H99ZM121 94H122V92H120ZM124 93V92H123ZM128 93V92H127ZM153 92H151V94H152ZM260 93H261V90H260ZM18 94V93H17ZM74 94V93H73ZM83 94V93H82ZM89 94V93H88ZM93 93L91 92V94L90 95H92ZM101 94L99 95V96H101ZM107 94H108V97H109V95H111V93L109 94V92H107ZM107 94H106V97L104 96V95H102V97L104 98V99H108L107 98ZM115 94H117V93H115ZM115 94H113V95H115ZM119 94V93H118ZM147 94H148V92H147ZM150 94V95H151ZM52 95H53V93H52ZM94 95V94H93ZM96 96H97V94H95ZM124 95H125V93H124ZM149 95V94H148ZM202 95V96H203ZM71 96H73V95H71ZM75 96V95H74ZM73 96V97H74ZM119 96V95H118ZM121 96V95H120ZM127 96V95H126ZM181 95H178V98L180 97ZM4 97H6L7 99L6 100H4L3 98ZM58 97V98H59ZM66 97V99H69V98H67ZM72 97V98H73ZM84 97H86L85 95H84ZM93 97V96H92ZM92 97H90L89 98V96H88V99L87 100H91V98ZM98 97V96H97ZM111 98L110 99H112V98H114L115 96H113L112 97V95L110 96ZM146 97V96H145ZM246 97V96H245ZM254 97V96H253ZM257 97H259V96H257ZM263 97V96H262ZM17 99L18 101H14V99ZM72 98H70V99H72ZM81 98H83L82 97V95H81ZM94 98V97H93ZM100 98L101 97H99V100H100ZM118 98V97H117ZM148 98H150V96H148ZM183 98V97H182ZM187 98H189V95L187 96ZM186 98V99H187ZM200 98V97H199ZM61 99V98H60ZM63 99V98H62ZM61 99V103H62V101H63V103H62V107H64V110L65 109H67L68 108V100H66L65 101V99L64 100H62ZM70 99H69V102H71L70 101ZM84 99V98H83ZM94 99H96V97L94 98ZM200 99H203L202 97L200 98ZM106 100H104V101H106ZM113 100V99H112ZM115 100V99H114ZM147 100V99H146ZM150 100V99H149ZM207 100V99H206ZM93 101H95V104H93L94 106H96V100H92V102ZM103 101V102H104ZM144 101V100H143ZM142 100L140 101L139 99H138V109H136V110H138V117L139 116H141V117H143V115H144V111L145 110H147L146 109V106H145V110H144V106H143V102ZM151 101V100H150ZM252 101V100H251ZM263 101V100H262ZM65 102H67V103H65ZM91 102V103H92ZM101 102V101H100ZM99 101H98V103H97V107H98V105H99V103H100ZM108 102H109V100H108ZM115 102V101H114ZM114 102H112L113 104H114ZM117 102L118 101H116L115 103L117 104ZM143 102V103H142ZM259 102V101H258ZM18 103V104H17ZM55 103L57 104V101H55ZM90 102H89V104H91ZM94 103V102H93ZM104 103H106V102H104ZM137 103V102H136ZM152 103V102H151ZM150 103V104H151ZM193 103V102H192ZM191 103V104H192ZM247 103H249V102H247ZM251 103V102H250ZM250 103L249 104H246V106L248 105H250ZM264 103V102H263ZM37 104V103H36ZM58 104H60V102L58 103ZM70 104V103H69ZM87 104V103H86ZM101 104V103H100ZM109 104H111V101L109 102ZM153 104V103H152ZM151 104V105H152ZM194 104V103H193ZM197 104V103H196ZM195 104V105H196ZM148 105V104H147ZM212 105V104H211ZM72 106V105H71ZM86 106V105H85ZM84 106V107H85ZM90 106V105H89ZM137 106H136V108H137ZM192 106V105H191ZM246 106H242V109H243V107H246ZM263 106H264V104H263ZM19 107V106H18ZM57 107V105H54V108H56ZM69 107H70V105H69ZM78 107H80V109H84V108H81V106H78ZM152 107V109L154 108V106L152 105L151 106ZM251 107V106H250ZM261 107V106H260ZM13 108V107H12ZM22 108V107H21ZM76 108V107H75ZM85 108H89L90 109V107H85ZM92 109L94 108V107H91ZM252 108V107H251ZM262 108V107H261ZM259 109L260 111H259V114H262L263 113V115H264V107H263V109ZM4 109V110H3ZM10 109V108H9ZM57 109V108H56ZM73 109V111H75V109H74V107L72 108ZM78 109V108H77ZM91 109V110H92ZM97 109V108H96ZM95 109V110H96ZM98 109H100V107L98 108ZM97 109V110H98ZM221 109V108H220ZM246 109H247V107H246ZM246 109H243V110H246ZM258 109V108H257ZM22 110V109H21ZM79 110V109H78ZM77 110V111H78ZM90 110V111H91ZM101 110V109H100ZM204 110V109H203ZM210 110H211V108H210ZM249 110V109H248ZM263 110V111H262ZM54 111V110H53ZM68 111V110H67ZM84 111V110H83ZM87 111H89L88 109H87ZM99 111V110H98ZM241 111V110H240ZM30 112V111H29ZM48 112V111H47ZM58 112H59V110H58ZM57 112V113H58ZM63 112V111H62ZM69 112L71 113V111H70V108H69ZM69 112H68V114H69ZM82 112V111H81ZM86 112V111H85ZM91 112H93V110L91 111ZM96 112V111H95ZM94 112V113H95ZM101 112V111H100ZM99 112V114H102V113H100ZM146 112V111H145ZM245 112V111H244ZM247 113H246V115H245V118L247 119V122H249V120L252 118V115H251V112H252V110H251V112H249V111H246ZM254 112V111H253ZM55 113V112H54ZM54 113H52V115L54 114ZM76 113V112H75ZM75 113H73L74 114V116L73 115H70V116H73L74 118H76V116H77V114L75 115ZM78 113V112H77ZM80 113V112H79ZM186 113H188V112H186ZM29 114V113H28ZM56 114V113H55ZM63 114V113H62ZM67 114V113H66ZM67 114V116H68V118L70 117L69 115ZM72 114V113H71ZM82 114L83 113H81V116H80V118H82ZM90 114V113H89ZM96 114V113H95ZM94 114V115H95ZM253 114V113H252ZM255 114H258L257 113V111L255 112ZM18 115V114H17ZM49 115H51V113L49 114ZM64 115V114H63ZM84 115H86V114H83V116ZM92 115V114H91ZM262 115V116H263ZM58 117L60 116V115H57ZM65 116V115H64ZM63 116V117H64ZM95 116H97V115H95ZM94 116V121H95V118H97L98 116H100V115H98L97 117H95ZM103 116V115H102ZM188 116V115H187ZM204 116V115H203ZM49 117V116H48ZM55 117V116H54ZM63 117H62V119H63ZM78 117V116H77ZM85 117H87V116H85ZM85 117H83V118H85ZM93 117V116H92ZM91 116H90V119L92 118ZM67 118V117H66ZM67 118V119H68ZM82 118V119H83ZM87 118H89V117H87ZM262 118V117H261ZM45 119V118H44ZM50 119V118H49ZM56 119H59V118H56ZM67 119H64L65 121L67 120ZM77 120L79 119V118H76ZM90 119H88L87 121H86V118H85V120H84V122L86 121V122H88ZM93 119V118H92ZM92 119L89 121V122H92ZM100 119H102V117H100ZM18 120V119H17ZM16 120V121H17ZM23 120H25V123H26V121H27V123L26 124H24V127L21 125L22 123H16L14 126H13V134H8L7 132H0V150H10V149H12V148H14L13 146H14V143H15V141H14V139H15V137L16 136H18L16 139H18V140H20L19 138H20V135L21 134H23V135H25V132H27V133H29V138H27V139H29V141H28V145H29V148H28V150H27V152H30V151H32V147H33V145H34V143H35V141H36V137H35V133H34V131L32 132V130H34L33 129V127H34V124H33V122L30 120V118H27V120L26 119H23ZM22 120V121H23ZM43 120V119H42ZM51 120V119H50ZM82 120V121H83ZM49 121V120H48ZM60 121H62L61 119H60ZM74 121V119H72V117L71 118H69V120H67L65 123V125H69V127L70 126H75V123L73 122ZM76 121V120H75ZM78 121H80V120H78ZM77 121V122H78ZM94 121H93V123H94ZM97 121V120H96ZM14 122V121H13ZM43 123H44V121H42ZM72 122V123H71ZM88 122V123H89ZM105 121H103L102 120V122H101V124L102 123H104ZM24 123V122H23ZM50 123V122H49ZM60 123V122H59ZM59 123L57 124V125H59ZM63 123H64V121H63ZM68 123V124H67ZM74 123V124H73ZM78 123H80V122H78ZM78 123H76V124H78ZM98 123H99V121H98ZM84 124V123H83ZM90 124V123H89ZM89 124L87 125V126H89ZM95 124H97V123H95ZM95 124H93L94 125V127L92 128H90V126H89V128L88 129H86V125L83 127L81 124L79 125L78 124V126H77V128H84L82 131L83 132H79V133H76L77 135H79V134H82V138H79L78 140H79V142L81 143V145L82 146H86V147H88L89 148V150H92V152H91V157L92 156H94V157H97V159H98V161H99V163L102 165L101 166V168L103 167L104 168V170H105V173H104V175H103V173H102V171H99V170H96L95 168L93 169L94 171H96L95 173H97V172H99L100 174H98V176H99V178L98 179H96V178H94V179H96V181L93 183V189H92V191L93 192H95L94 194H96L95 196L96 197H98L99 198V201H98V203H97V205H96V208L94 209V210H90V211H86L85 213V215H86V218H84L83 220H77V219H75L76 217H75V215H74V213L76 212V213H79V209H83L84 208V197L82 196V195H79L78 193H74V191H73V193L71 192V193H69L68 194V196L67 195H65V196H59V195H54L55 193H51L50 192V188H51V186H52V183L54 182V183H56L55 181H54V178H51V177H49L48 176V178H47V176L44 178V179H42V178H40V176H39V181H38V183H40V184H42V188H43V184H45V185H47L48 187H49V189L48 190H45V191H43L42 193L41 192H39V191H35L36 192V194H34V196H33V194L31 195V196H29V198H27L26 200H30V201H33L34 202V204H35V206H36V208H37V210H36V212L35 213H33V214H31V213H29V212H27V211H25L26 210V206H21V208H17V207H15V206H8V214H9V216H10V223L8 224V227L9 228H6V227H4L5 226V224L2 222V227H1V225H0V251L3 253V254H5L6 256H11V257H15L18 253V250L19 249H21V246L22 245H24L25 243H27L28 241H31L34 237H38V236H41V234H42V231H49V230H51L52 229V224H53V222L54 221H57V222H65V225H63V226H61V227H59L58 228V230H55V233L58 235L57 237L58 238H67V237H71V238H73V239H75V240H83L85 237H89V233H90V231H91V228H92V224H90V225H88L87 227H84V226H82V225H86V222L88 221V222H90V223H92V221L93 222H98L99 223V225L100 226H102L103 227V225H105V228H104V230H103V232H107V231H109V225H115V224H117L118 222H120L119 220H118V222H116L115 224L113 223L112 224V220H113V218L115 219V221H117V219H126V217H130V215L131 216H133L132 214H131V211L128 209V211L126 210V208L125 207H122V206H120V205H118L117 203H115L114 204V207H111L110 205H112V203L109 205V189L111 188V186L112 185H109V182L111 183V180H110V178H109V173H108V170L109 169H107L108 167H109V165H110V151H109V149L106 147H104L103 145H102V147H104L105 149H106V153H105V155L104 156H100L99 154H98V152H97V150L95 149V148H97V146H96V144H97V142H101V144L102 143H104L105 141H106V139L108 138V135L106 136L105 135V138L103 137V134H106V132L105 131H102V129L104 128H97L96 126H95ZM100 124V125H101ZM104 124H106V123H104ZM254 124H255V122H254ZM259 124L260 123H257V125L255 124V126L256 127H254V129L256 128H258V126H259ZM61 125H63V124H61ZM60 125V126H61ZM92 124H91V126H93ZM103 125V124H102ZM19 126H20V130H17V129H19ZM51 126V125H50ZM99 126V125H98ZM155 126V128H156V131H157V129L159 130V128L161 129L162 128V126L161 125H158V124H156V125H154ZM252 126V125H251ZM52 127V126H51ZM68 127V128H69ZM76 127V126H75ZM96 127V128H95ZM105 127H106V125H105ZM179 127V125H176L173 129H177ZM63 127H61V129H62ZM64 128H66V126H64ZM72 128V127H71ZM260 128H263L264 129V125L263 124H261L260 125ZM67 129V128H66ZM73 129H75V128H72V130ZM166 129H168V126L166 125ZM215 129V128H214ZM42 130V127H40V131ZM55 130V129H54ZM77 130H79V129H77ZM249 130V129H248ZM2 131V130H1ZM25 131V132H24ZM63 131H65V130H63ZM75 131V130H74ZM261 131V130H260ZM75 132H78V131H75ZM50 133V132H49ZM61 133V132H60ZM72 133V132H71ZM247 133H250V131H248ZM39 134V133H38ZM47 135H48V133H46ZM53 134H55L54 132H53ZM73 134V133H72ZM47 135H45L46 137L45 138H47ZM51 135V134H50ZM59 135V134H58ZM75 135V134H74ZM196 135V134H195ZM241 135V134H240ZM243 135V134H242ZM76 136V135H75ZM84 136V137H83ZM202 136V135H201ZM49 137V136H48ZM80 137V136H79ZM242 137V136H241ZM244 137V136H243ZM44 138V137H43ZM43 138H41L42 140H43ZM64 138V137H63ZM62 138V139H63ZM67 138V137H66ZM70 138H72V136L70 137ZM200 138V137H199ZM51 139V138H50ZM75 139V138H74ZM205 139V138H204ZM47 140V139H46ZM66 140V139H65ZM72 140V139H71ZM78 140L76 141H73V143H77L78 142ZM70 141V140H69ZM202 141V140H201ZM208 141V140H207ZM20 142H22V140H20ZM41 141H39V143H40ZM46 142V141H45ZM44 142V143H45ZM139 142H140V145H141V147H142V149H143V151H141V152H144V155L146 156V158L148 159V160H150V161H152L153 163H154V165H155V167H156V171L159 173V174H161V172H162V163H161V161L159 160V159H155V158H153L152 156H151V153H150V148H149V141H148V138L146 137V134H145V125H144V123L142 122V120L140 121V132H139ZM161 142H163V141H161ZM43 143V145L42 146H44L45 144ZM72 143V142H71ZM70 142L69 143H67V145L69 146V144L70 145H73V144H71ZM41 144V143H40ZM79 144V143H78ZM39 145V144H38ZM37 145V146H38ZM88 145V146H87ZM36 146V147H37ZM40 146V145H39ZM39 146H38V148H39ZM101 147V148H102ZM204 147V146H203ZM48 148V147H47ZM50 149H51V147H50ZM48 150H49V148H48ZM257 150V149H256ZM96 151V155H95V152ZM39 152H40V150H39ZM41 152H43V151H41ZM74 152V151H73ZM76 152V151H75ZM74 152V153H75ZM26 153V152H25ZM262 154H263V152H262ZM25 154L24 153H14L13 155H12V159H9V161H10V165H11V163L13 164V167L15 168V171H16V178H17V180H19V181H22L23 179H24V174H25V169L24 170H21V166H22V162H21V160H22V157L24 156ZM37 155V154H36ZM39 155V154H38ZM73 155V154H72ZM69 156V158L70 157H73V156ZM78 155H80V153L79 152H77L76 153V157L78 156ZM87 155V154H86ZM43 156V155H42ZM46 156V155H45ZM35 156L33 155V153H32V158H34ZM79 157V156H78ZM77 157V158H78ZM228 157V156H227ZM65 158H66V156H65ZM68 158V159H69ZM76 158V159H77ZM68 159H67V162H68ZM80 159V158H79ZM93 159V158H92ZM39 160V159H38ZM236 160H237V158H236ZM71 161V160H70ZM81 161V160H80ZM94 161V160H93ZM78 162V161H77ZM233 162V161H232ZM31 163H32V161L31 162H29V164H27L29 167H30V165H31ZM75 163V162H74ZM68 164V163H67ZM66 164V165H67ZM227 164H229V162L227 163ZM231 164V166H232V163H230ZM235 164V163H234ZM38 165V164H37ZM73 165V164H72ZM77 165V164H76ZM107 165H108V167H107ZM52 166V165H51ZM63 166V165H62ZM62 166H58V167H62ZM225 167L226 165L225 164H223L221 167ZM44 167H45V165H44ZM67 167V166H66ZM70 167V166H69ZM72 167V166H71ZM233 168L235 167V166H232ZM40 168H43V167H40ZM54 168V167H53ZM78 168V167H77ZM83 168V167H82ZM44 169V168H43ZM60 169V168H59ZM66 170H67V168H65ZM71 169V168H70ZM107 169V170H106ZM221 170V172H222V168H220ZM224 169V168H223ZM226 169H229V168H226ZM56 170V169H55ZM54 170V171H55ZM77 170V169H76ZM92 170V172L94 173V171ZM230 170V169H229ZM234 170V169H233ZM52 171V170H51ZM68 171V170H67ZM1 172H3V171H1ZM37 172V171H36ZM40 172H41V170H40ZM61 171L60 170H58V172H56V174H57V179H56V181H57V183H56V185H58V182L60 183V182H62V181H65L66 182V185H68V180L67 179H64L63 178V173H62V175H61V173H60ZM224 173H223V176H226L227 175V173L229 174V175H231V176H233V177H235V176H237V180L235 181V182H232V180H230L232 183H231V185L229 186V187H227L226 189H224V190H222V191H220L219 192V195H220V197H221V202H222V204H224V206H225V209H226V211H235V212H238L239 214H240V210H242L243 212H247V207H245V205H242V204H240V197H245V198H247V197H249L253 192H258L259 194H260V196H261V200H259V201H256V202H254V204L252 205V208L253 209H262L263 211H264V180H258V179H256L255 177H251L250 175H247V174H244V173H240V172H236L235 170L234 171H230V172H225V171H223ZM39 173V172H38ZM54 173V172H53ZM64 173H66V172H64ZM102 173V174H101ZM32 174H33V172H32ZM80 174V173H79ZM86 174V173H85ZM234 174H235V176H234ZM37 175V174H36ZM42 175V174H41ZM66 175V174H65ZM81 175V174H80ZM103 175V176H102ZM53 176V175H52ZM82 176V175H81ZM68 177V176H67ZM230 177V176H229ZM228 177V178H229ZM56 178V177H55ZM71 178H73V177H71ZM70 178V180L73 182V183H75V184H78V181L77 180H73V179H71ZM79 178H81V177H79ZM79 178H77V179H79ZM89 178V177H88ZM236 178V177H235ZM42 179V180H41ZM82 179V178H81ZM53 182H52V181ZM36 181V182H37ZM41 181H43L42 183H41ZM100 181H105V185H106V187H107V190L106 189H101V190H98L97 189V184H98V182H100ZM79 182H80V180H79ZM83 182V181H82ZM161 182V181H160ZM25 183H26V181H25ZM39 184V185H40ZM212 186H215L216 185V182L215 181H213V182H211L210 183ZM31 185H32V183H31ZM53 185H55V184H53ZM34 186V185H33ZM32 186V187H33ZM38 186V185H37ZM55 188V187H54ZM67 188H69V187H67ZM71 188V187H70ZM7 190V189H6ZM71 190H73V189H71ZM131 190V189H130ZM69 192V191H68ZM241 192H242V194H241ZM60 193V192H59ZM64 194H65V192H64ZM63 194V195H64ZM166 193H164V195H165ZM98 195V196H97ZM242 195V196H241ZM167 195H165V197H166ZM98 198H97V200H98ZM111 198V197H110ZM166 199V198H165ZM111 200V199H110ZM27 203H29V202H27ZM114 203V202H113ZM167 203V202H166ZM92 206V205H91ZM109 207H111V208H113V210H111V212H110V209H109ZM167 207H168V210L171 212V209H169L170 207L167 205ZM86 208V207H85ZM109 209V210H108ZM75 211V212H74ZM262 213V212H261ZM105 215L108 217V219H107V217H106V219H105ZM262 215L264 216V213H262ZM113 217V218H112ZM129 217H128V219H129ZM134 217V216H133ZM132 217V218H133ZM239 219H240V216H239ZM131 220V219H130ZM134 221L136 220V217L133 219ZM138 220V219H137ZM114 221V222H115ZM126 221H127V219H126ZM129 221V220H128ZM128 221H127V223H128ZM82 222H85L84 224H81L80 225V223H82ZM108 222V223H107ZM136 222V221H135ZM133 223V221L131 220V223H128L129 225H131ZM138 223V222H137ZM139 224V223H138ZM121 225H123V226H125V224H121ZM120 225V226H121ZM133 225H134V223H133ZM65 226V227H64ZM139 226V225H138ZM134 227H135V225H134ZM140 227V226H139ZM137 228V227H136ZM173 230L175 231V234L177 235V237H178V239H179V242L181 243V246H182V248H183V250H184V252L186 251L187 253H188V255H189V253H191V245L189 244V242L187 241V239H186V236L184 235V231L182 230V227L179 225V224H176V223H174L173 224ZM67 231H66V230ZM120 229H121V227H120ZM211 232H214V229H209ZM125 231V230H124ZM137 231H139V229L137 230ZM139 233V232H138ZM75 235V236H74ZM240 237H242V235L240 234V236H238V238H240ZM141 237H139V234H138V236H137V239H138V243L140 244L139 246H140V249H142L143 247L145 248H147V245H144L143 244V240H141L140 239ZM236 238V237H235ZM120 243H123L122 241H120ZM125 244V243H124ZM135 246V245H134ZM142 247V248H141ZM149 247V246H148ZM120 248L121 249H123L124 251H125V253L126 254H128V253H130L131 252V249H127V248H130L127 244H125V246H122V245H120ZM150 248V247H149ZM149 248H147V249H149ZM159 248V247H158ZM157 248V249H158ZM140 249H136L135 248V250H136V252H139L138 250H140ZM157 249H156V247H153V249L151 250V249H149L150 251H148L147 253H149V254H146V255H151L152 256V258H159V256L156 254L157 253ZM135 250H132V251H135ZM146 250V249H145ZM238 251H239V255H240V258H247V259H256L258 256H263L264 255V252H261V251H254V250H251V251H245V250H240V249H238ZM144 252V251H143ZM142 252V253H143ZM146 255H144V257H142L141 255L137 258V260H136V262L137 263H142V264H144V262L146 261L145 260V256ZM194 256V255H193ZM38 257V256H37ZM149 257V256H148ZM39 258H41V257H39ZM44 259V258H43ZM143 259V260H142ZM161 259V258H160ZM191 259V258H190ZM35 260V259H34ZM34 260H32L33 262H32V264L34 263ZM41 260V259H40ZM124 260V259H123ZM145 260V261H144ZM162 260V259H161ZM193 260V264H200L199 263V260H197V259H192ZM20 261H22V262H19V263H17V264H24V261L23 260H20ZM39 261V260H38ZM143 261V262H142ZM27 262V261H26ZM162 262V261H161ZM167 261H164L163 263L165 264ZM41 263H43V261H41ZM40 263V264H41ZM146 263V262H145ZM152 263V262H151ZM12 264V263H11ZM28 264V263H27ZM46 264H48V263H46ZM225 264H230V263H225ZM248 264V263H247Z\"/></svg>",
    "mask_w": 264,
    "mask_h": 264
},
{
    "label": "water",
    "instance_id": "water-1",
    "mask_svg": "<svg viewBox=\"0 0 264 264\" xmlns=\"http://www.w3.org/2000/svg\"><path fill=\"white\" fill-rule=\"evenodd\" d=\"M189 257H190L191 259H193V256H192V254H191V253H189Z\"/></svg>",
    "mask_w": 264,
    "mask_h": 264
}]
</instances>
